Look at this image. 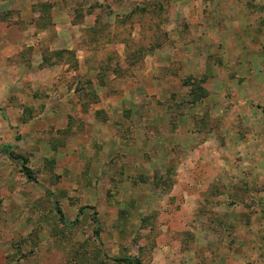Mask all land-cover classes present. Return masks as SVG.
Masks as SVG:
<instances>
[{"label":"rangeland","instance_id":"obj_1","mask_svg":"<svg viewBox=\"0 0 264 264\" xmlns=\"http://www.w3.org/2000/svg\"><path fill=\"white\" fill-rule=\"evenodd\" d=\"M235 1L264 9V0H202L214 12ZM189 3L0 0V264H264V99H250L248 114L236 98H210L222 33L190 25L181 9ZM235 19L208 18L227 21L225 33ZM255 19L261 37L264 21ZM28 26L43 41L7 58L4 39L20 47L17 30ZM195 57L212 68L185 76L187 90L173 94L165 79L185 75ZM33 63L59 83L35 78L34 89L23 72ZM152 72L165 83L160 94ZM193 88L207 97L194 99ZM96 121L112 122L116 143L96 137Z\"/></svg>","mask_w":264,"mask_h":264},{"label":"crops","instance_id":"obj_2","mask_svg":"<svg viewBox=\"0 0 264 264\" xmlns=\"http://www.w3.org/2000/svg\"><path fill=\"white\" fill-rule=\"evenodd\" d=\"M45 1L54 2L57 0H45ZM253 1H257V0H251V3ZM184 2L185 3L190 2L187 5H182V8H181V9H183L182 12H184L186 14L185 16L187 17V19L189 21L191 20L190 22H188V23H190V25H193L194 28H197L198 30L203 31V32H215V33L217 32V35L219 33H222V35H219L220 36V45H221L219 52L222 54V58H221L222 63H220V65L222 67L219 68L215 63V66H216L215 68H217L215 70L218 71V70L222 69V71L217 73L218 78H213L214 75L212 76V74L209 75L210 81H212V79H217V81H215V82L212 81L214 84L213 86H214L215 90H212V88H208V92L210 93V98L211 97L212 98H220V100L225 101V102H227L226 99H228L229 97H233V99L236 98L237 103L235 100L233 106H236V108L239 109V104L241 103V105H243V107L245 108V112L247 111L248 114L254 113L255 109H253L251 107L252 104L249 103L250 102L249 100L252 98H255V97H260V98L264 99V67H261V66H264V32H263V36H261V37H257L260 34L255 35V34H257L256 32H259V31H257V28H256L257 27L256 24L258 22L255 18H263V21H264V9H262L261 6L257 10H252L250 7H249L250 9L249 8L245 9L244 8L245 4H243L242 2H239V1H235V5L232 6L231 10H222L221 12L215 10V12H214L213 9L209 7L210 4L207 3L204 5V2H202V0H199V1L184 0ZM23 4L25 6H27L25 2H23ZM225 4H228V1ZM17 5L20 6V3H18ZM195 6L198 7V9H195L194 8ZM234 7H235V10H233ZM187 8H189V9H187ZM58 11H59V14L63 13L60 9ZM56 15H58L57 11L55 12V18L58 17ZM211 15L212 16L219 15V17L222 16V18L227 19V21L229 20L230 17H233L236 19L232 20L234 22H232L231 30L227 31V33H225V30H223V26H225L227 24L226 23L227 21L222 22V23L220 22L219 25H215L210 20H208V18L211 17ZM254 15H255V17H254ZM216 17H218V16H216ZM237 17H239L240 19L246 17L247 19H252V22L246 21L244 19H242L240 21V19H237ZM260 21H262V20H260ZM193 22H194V24H193ZM249 24H252L251 27L247 26ZM64 28H65V25H61L57 21V25L55 27V30H56L57 34L60 36V38H61V33H63L65 31ZM247 29H249V31H248L249 37L246 38L244 35V32ZM17 31L21 37V43L18 42V45H19V43L21 44L20 47L15 46L11 41L4 39L5 43H6L5 49H6V53H7L5 55L7 58L12 57L13 55L17 54L19 52L20 48L23 47L22 43H24L28 47L38 48L39 43H41L43 41V37L45 36V33L36 32L37 30L31 26H28L27 29L22 31V32L19 30H17ZM0 32H4L3 27H0ZM257 38H259L261 40V42H259V46H257L256 44L253 43V42H255V40ZM0 41H1V34H0ZM58 42H59L58 40L55 41V44H58ZM71 44H72V46L69 44L70 47H73L74 41H71ZM66 48L69 49V46L66 45ZM257 49L260 50L263 53V55L255 58V52ZM1 59H6V58H1ZM42 62L43 61L40 57L37 58V63H38L37 66H40V64H42ZM185 64L188 66L185 75L180 76V78H173V77L172 78H166L164 81L165 83L171 82L173 84L175 89L170 88V90L173 91L172 92L173 94L177 93V91H179V90H181L182 92L187 90V87L181 85V79L182 78H184L185 76L186 77L200 76L199 74L195 76V74H197L199 71H201L204 67L205 68L209 67L210 69L212 68V66H211L212 64L209 63V61L207 59H203V58H196V57L194 59L193 58H187ZM185 64H183V65H185ZM34 65L35 64L33 63L32 69H25V71H23L24 73H28V75H27L28 80L30 81V83H32V87L34 89L37 88V86L35 85L36 82H34L35 78L37 80L43 78L45 80L44 82H46V81L55 82L56 81V83H59L58 79L61 77L58 76L57 74L55 76H53L52 74H54V73L51 74L50 69H47L48 67H43V69L35 70ZM194 67H195V69H193ZM153 73H154V75H153ZM47 75H49V76L47 77ZM145 75L147 76V79H150L151 81L156 80V82L158 83V86L155 88V90H153V93L151 92L152 94H155L154 91H157L158 94H160V92L165 91V87H162V86H164L165 83H163L160 80L161 77L159 76L158 72H152L150 74L146 73ZM56 77H58V78L55 79ZM20 78L21 77L18 76L17 79H20ZM24 78H26L25 75L22 77V79H24ZM210 81H209V84H210ZM129 87L130 88H127V89L138 91L139 86L138 85H135V86L130 85ZM61 88H63V86ZM48 94H50V93L48 92ZM128 97H129L128 95H127V97L125 95L126 99ZM242 98H246V100H244ZM70 99H71L70 101L73 100L72 97ZM63 103H61L59 105V110H56V113L63 111V106H64ZM106 105L107 104H104V106H102L101 109H105V111L107 112L110 110V106H106ZM215 105H216V103H215ZM113 107H114V109H117L116 106H113ZM211 108H214V107H211ZM122 109L123 108H121V110ZM229 110H231V109H229ZM232 110H231L232 113H236ZM215 112L220 113V112H224V111L217 107ZM242 112L245 113L244 111H242ZM259 112L260 111L258 110V113ZM52 113H53V111L50 109V107L47 108V110L45 111V115H47L48 117L51 116ZM107 113H109L111 115V112H107ZM242 117H244V116H242ZM259 118H262V116H259ZM244 119H245V117H244ZM244 119L242 118L241 120L243 121L244 124L246 123L245 125H246L247 129H253L254 123L249 124V122H247ZM262 119L264 120V118H262ZM95 124H96V127H95L94 133L96 134L97 138L101 137L102 139H104L106 141H109V142L112 141V142L116 143L115 140H110L113 138V136L111 134H109V131L112 128V122L111 121H110V123H103V124L96 121ZM91 134H93V133H91ZM100 135H102V136H100ZM118 140H120V139H118ZM206 145H207V143L204 144V146H206ZM240 147H241V144L235 146L236 150H238V151H239ZM1 261L3 264H5L4 260H1Z\"/></svg>","mask_w":264,"mask_h":264},{"label":"trees","instance_id":"obj_3","mask_svg":"<svg viewBox=\"0 0 264 264\" xmlns=\"http://www.w3.org/2000/svg\"><path fill=\"white\" fill-rule=\"evenodd\" d=\"M190 80H192V78H190ZM187 84H188V83H187ZM190 86H191V87H194V86H192L191 84H190ZM198 92H202V94H199ZM191 96H192L194 99H196V100H198L199 102H201L202 100H204V98L207 97V92H206L205 90H203V89L196 90L195 88H193ZM9 149H10V148H8L7 151H9ZM18 159L21 160L22 165H23V168H24V171L28 174V178H29L30 180H32L33 178H32V176H31V174H29V170H28L27 168H25L26 163H27V160L22 159V158H18ZM47 193H48L50 196H52L51 193H49V192H47ZM56 212H57V214L59 215V218H60L61 223L65 224V225H67V226H71L70 224H67V223H66L65 218H64L63 213H62V211L60 210V208L57 207V208H56ZM77 222H78V221H77ZM97 235H98V234H97ZM120 261H121V262H126V263H128V264H140V261L137 260V259H135V258H124V259H122V260H120Z\"/></svg>","mask_w":264,"mask_h":264}]
</instances>
